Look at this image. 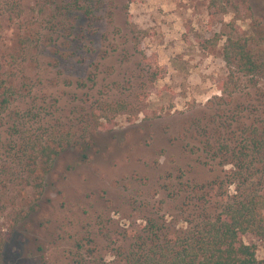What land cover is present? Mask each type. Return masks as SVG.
<instances>
[{"label":"rangeland","instance_id":"374dc122","mask_svg":"<svg viewBox=\"0 0 264 264\" xmlns=\"http://www.w3.org/2000/svg\"><path fill=\"white\" fill-rule=\"evenodd\" d=\"M7 2L16 0H0L5 57L19 34L45 35L52 26L47 22H56L54 5L42 8L25 0L15 8ZM234 4L235 10L213 7L210 0H103L98 20L92 23L77 12L67 30L50 34L48 54L37 66L5 63L9 77L31 79V101L41 113L37 131L57 120L68 125L78 110L108 118L94 130L81 123L93 139L88 158L72 147L62 151L36 202L33 190L19 184L13 165L12 182L0 186L7 206L0 217L5 239L0 264H39L44 255L55 264H70L76 241L88 238L98 258L111 260L117 238L131 241L126 235L144 228L148 219L171 229L186 227L183 204L193 194L184 184L202 185L223 175L191 152L198 144L193 122L212 112L209 102L223 89L234 92L231 76L240 77L245 93L255 92L248 89L251 77L225 61L227 40L248 41L255 60L264 62V0ZM69 33L76 37L71 44L63 38ZM258 82L264 89V77ZM109 103H126L127 109L106 114L102 110ZM245 242L255 243L258 260H264L263 240Z\"/></svg>","mask_w":264,"mask_h":264},{"label":"trees","instance_id":"16d2710c","mask_svg":"<svg viewBox=\"0 0 264 264\" xmlns=\"http://www.w3.org/2000/svg\"><path fill=\"white\" fill-rule=\"evenodd\" d=\"M24 1L7 2V5L19 8ZM29 1L42 8L54 5L52 15L56 22H47L52 26L45 35L42 31L19 34L12 53L6 57L0 52V157L5 156L0 158V162L4 161L0 163V176L5 175L0 186L3 181L12 182L10 176L15 165V177L24 189L33 190L36 202L43 193L53 161L62 151L72 147L84 159L88 158L93 139L87 135L88 127H82L81 123L94 130L102 126L100 120L107 119L108 115L95 112L81 115L78 110L77 118H71L67 126L57 120L54 125L42 126V132L34 128L41 113L37 115L31 101V79L26 76L19 82L18 78L9 77L5 63L15 62L26 68L37 66L42 56L48 54L46 48L53 39L50 34L67 30V22L77 12L82 11L92 23L98 20L96 12L103 0ZM210 2L213 7L236 9L234 0ZM41 12L44 14L46 10ZM128 17L130 20V15ZM72 36L73 33L64 35V41L73 43L76 37L73 40ZM224 58L244 78L251 77L247 80L248 89L253 88L255 92L247 90L245 93L240 77L231 76L234 92L223 89L222 96L209 102L212 112L193 122L198 144L191 152L204 157V164L211 170L222 169L223 175L202 185L184 184V190L193 194L187 196L183 204L187 212L183 218L186 227L171 229L148 219L144 228L132 229L130 235H126L131 241L124 243V236L122 240L117 238L111 260L98 258L97 249L92 247L93 239H84L87 244L76 241L70 264H264V260H258L256 244L245 242L246 237L264 241V89L258 82L264 77V62L255 60L248 41L232 37L227 40ZM238 94L244 97L243 101L237 100L241 97ZM24 95L29 98H21ZM126 109V103H109L102 111L118 114ZM227 167L230 169L226 170ZM3 202L0 189V217L7 209ZM3 236L0 225V258L5 242ZM48 256L44 255L39 264H55Z\"/></svg>","mask_w":264,"mask_h":264}]
</instances>
